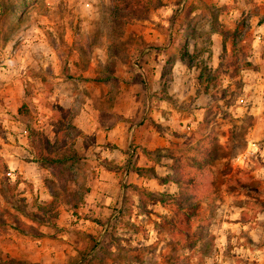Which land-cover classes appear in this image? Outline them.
Here are the masks:
<instances>
[{"label":"clouds","instance_id":"clouds-1","mask_svg":"<svg viewBox=\"0 0 264 264\" xmlns=\"http://www.w3.org/2000/svg\"><path fill=\"white\" fill-rule=\"evenodd\" d=\"M0 264H264V0H0Z\"/></svg>","mask_w":264,"mask_h":264}]
</instances>
